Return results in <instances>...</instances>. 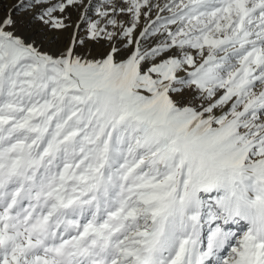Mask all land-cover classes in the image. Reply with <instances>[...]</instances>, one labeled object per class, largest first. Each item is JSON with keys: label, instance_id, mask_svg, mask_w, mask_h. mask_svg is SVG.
<instances>
[{"label": "snow or ice", "instance_id": "snow-or-ice-1", "mask_svg": "<svg viewBox=\"0 0 264 264\" xmlns=\"http://www.w3.org/2000/svg\"><path fill=\"white\" fill-rule=\"evenodd\" d=\"M0 264H264V0H0Z\"/></svg>", "mask_w": 264, "mask_h": 264}]
</instances>
